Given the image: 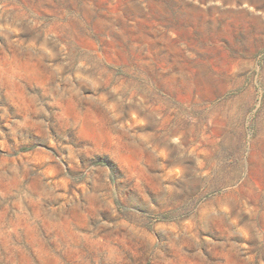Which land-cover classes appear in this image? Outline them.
<instances>
[{"label":"rangeland","instance_id":"1","mask_svg":"<svg viewBox=\"0 0 264 264\" xmlns=\"http://www.w3.org/2000/svg\"><path fill=\"white\" fill-rule=\"evenodd\" d=\"M0 264H264V0H0Z\"/></svg>","mask_w":264,"mask_h":264}]
</instances>
